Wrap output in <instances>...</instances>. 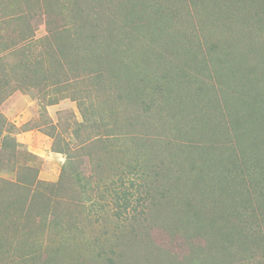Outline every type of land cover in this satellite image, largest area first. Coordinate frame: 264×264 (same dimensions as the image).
Segmentation results:
<instances>
[{
  "label": "rangeland",
  "instance_id": "374dc122",
  "mask_svg": "<svg viewBox=\"0 0 264 264\" xmlns=\"http://www.w3.org/2000/svg\"><path fill=\"white\" fill-rule=\"evenodd\" d=\"M0 264H264V0H0Z\"/></svg>",
  "mask_w": 264,
  "mask_h": 264
}]
</instances>
